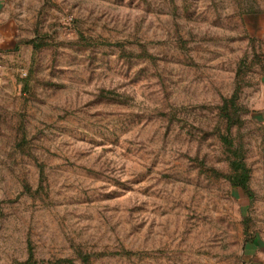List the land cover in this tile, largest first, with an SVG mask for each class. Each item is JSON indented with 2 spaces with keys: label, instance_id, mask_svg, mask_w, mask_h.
I'll use <instances>...</instances> for the list:
<instances>
[{
  "label": "rangeland",
  "instance_id": "374dc122",
  "mask_svg": "<svg viewBox=\"0 0 264 264\" xmlns=\"http://www.w3.org/2000/svg\"><path fill=\"white\" fill-rule=\"evenodd\" d=\"M257 240L264 0H0V264H249Z\"/></svg>",
  "mask_w": 264,
  "mask_h": 264
},
{
  "label": "crops",
  "instance_id": "0c3cea01",
  "mask_svg": "<svg viewBox=\"0 0 264 264\" xmlns=\"http://www.w3.org/2000/svg\"><path fill=\"white\" fill-rule=\"evenodd\" d=\"M249 264H264V241L257 240L251 245Z\"/></svg>",
  "mask_w": 264,
  "mask_h": 264
},
{
  "label": "trees",
  "instance_id": "16d2710c",
  "mask_svg": "<svg viewBox=\"0 0 264 264\" xmlns=\"http://www.w3.org/2000/svg\"><path fill=\"white\" fill-rule=\"evenodd\" d=\"M239 182L241 183L242 186H244V183H245L244 177H240V181Z\"/></svg>",
  "mask_w": 264,
  "mask_h": 264
}]
</instances>
